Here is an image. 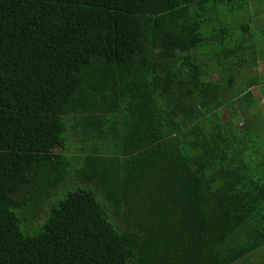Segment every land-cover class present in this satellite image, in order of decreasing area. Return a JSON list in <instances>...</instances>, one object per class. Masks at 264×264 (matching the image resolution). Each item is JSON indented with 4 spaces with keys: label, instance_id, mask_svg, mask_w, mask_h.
Masks as SVG:
<instances>
[{
    "label": "trees",
    "instance_id": "trees-1",
    "mask_svg": "<svg viewBox=\"0 0 264 264\" xmlns=\"http://www.w3.org/2000/svg\"><path fill=\"white\" fill-rule=\"evenodd\" d=\"M254 1L0 0V264H264Z\"/></svg>",
    "mask_w": 264,
    "mask_h": 264
},
{
    "label": "rangeland",
    "instance_id": "rangeland-1",
    "mask_svg": "<svg viewBox=\"0 0 264 264\" xmlns=\"http://www.w3.org/2000/svg\"><path fill=\"white\" fill-rule=\"evenodd\" d=\"M252 10H253V14L257 16V18L259 17V21L263 22L264 21V0H255L254 4H252ZM259 66H260L259 70L264 71V61H262ZM253 91L256 97L259 99V101L263 103L259 88L257 87ZM240 125H243V124L241 123Z\"/></svg>",
    "mask_w": 264,
    "mask_h": 264
},
{
    "label": "crops",
    "instance_id": "crops-1",
    "mask_svg": "<svg viewBox=\"0 0 264 264\" xmlns=\"http://www.w3.org/2000/svg\"><path fill=\"white\" fill-rule=\"evenodd\" d=\"M264 61V60H263ZM260 67V66H259Z\"/></svg>",
    "mask_w": 264,
    "mask_h": 264
}]
</instances>
